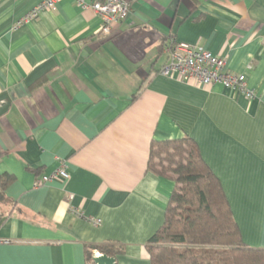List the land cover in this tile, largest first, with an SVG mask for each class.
Segmentation results:
<instances>
[{
	"label": "crops",
	"instance_id": "crops-1",
	"mask_svg": "<svg viewBox=\"0 0 264 264\" xmlns=\"http://www.w3.org/2000/svg\"><path fill=\"white\" fill-rule=\"evenodd\" d=\"M41 1L0 0V173L14 177L0 264H96L97 244L124 246L114 264H151L174 181L149 170V149L184 135L246 245L264 248V0H130L106 37L97 13L61 0L15 29ZM172 38L224 57L256 97L160 75ZM58 158L68 179L36 185Z\"/></svg>",
	"mask_w": 264,
	"mask_h": 264
},
{
	"label": "trees",
	"instance_id": "trees-1",
	"mask_svg": "<svg viewBox=\"0 0 264 264\" xmlns=\"http://www.w3.org/2000/svg\"><path fill=\"white\" fill-rule=\"evenodd\" d=\"M149 150V170L174 181L165 221L147 242L151 264H264V248L246 245L222 182L193 137L153 140ZM13 179L0 173L1 202ZM93 249L124 252L122 245H87L89 260Z\"/></svg>",
	"mask_w": 264,
	"mask_h": 264
},
{
	"label": "built area",
	"instance_id": "built-area-1",
	"mask_svg": "<svg viewBox=\"0 0 264 264\" xmlns=\"http://www.w3.org/2000/svg\"><path fill=\"white\" fill-rule=\"evenodd\" d=\"M61 0H42L36 4L27 14L15 24V29L38 17L42 11L57 9ZM80 8L92 9L102 19L100 33L102 36H110L114 26L126 20L131 12L129 0H75ZM168 60L160 69V75L176 78L180 81L197 82L198 84L211 85L221 84L226 88L238 90L247 98H255L256 93L247 84L245 74L231 72L226 68L227 60L224 57L214 55L202 45L178 41L175 38L166 46ZM59 168L49 174L43 175L36 182V185H43L56 177L68 179L70 176L65 160L58 158ZM79 212V210H76ZM98 224L100 220H92ZM1 241V240H0ZM100 252L93 250V257Z\"/></svg>",
	"mask_w": 264,
	"mask_h": 264
},
{
	"label": "water",
	"instance_id": "water-1",
	"mask_svg": "<svg viewBox=\"0 0 264 264\" xmlns=\"http://www.w3.org/2000/svg\"><path fill=\"white\" fill-rule=\"evenodd\" d=\"M93 262L96 264H114V262H116V258L104 253H100L93 257Z\"/></svg>",
	"mask_w": 264,
	"mask_h": 264
}]
</instances>
